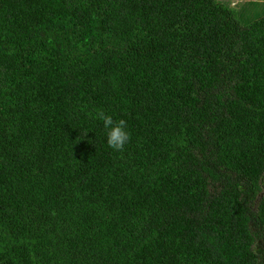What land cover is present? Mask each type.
I'll use <instances>...</instances> for the list:
<instances>
[{"label": "trees", "instance_id": "16d2710c", "mask_svg": "<svg viewBox=\"0 0 264 264\" xmlns=\"http://www.w3.org/2000/svg\"><path fill=\"white\" fill-rule=\"evenodd\" d=\"M232 1L0 0V264H264V15Z\"/></svg>", "mask_w": 264, "mask_h": 264}, {"label": "clouds", "instance_id": "9594fccd", "mask_svg": "<svg viewBox=\"0 0 264 264\" xmlns=\"http://www.w3.org/2000/svg\"><path fill=\"white\" fill-rule=\"evenodd\" d=\"M96 116L103 123L107 146L116 152L124 151L131 139V132L128 129L127 121L124 119H114L113 115L103 110L98 111Z\"/></svg>", "mask_w": 264, "mask_h": 264}, {"label": "rangeland", "instance_id": "374dc122", "mask_svg": "<svg viewBox=\"0 0 264 264\" xmlns=\"http://www.w3.org/2000/svg\"><path fill=\"white\" fill-rule=\"evenodd\" d=\"M247 1L248 0H234L231 4L238 5V3H243L242 10L247 16H252L256 18L257 16L264 15V0H253L254 4L246 3Z\"/></svg>", "mask_w": 264, "mask_h": 264}]
</instances>
